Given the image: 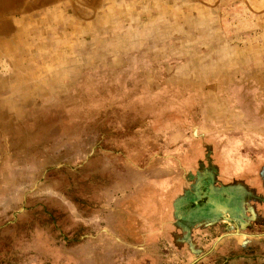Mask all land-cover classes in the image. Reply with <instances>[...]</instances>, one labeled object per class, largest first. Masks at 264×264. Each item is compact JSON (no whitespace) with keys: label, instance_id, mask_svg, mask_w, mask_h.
I'll list each match as a JSON object with an SVG mask.
<instances>
[{"label":"rangeland","instance_id":"obj_1","mask_svg":"<svg viewBox=\"0 0 264 264\" xmlns=\"http://www.w3.org/2000/svg\"><path fill=\"white\" fill-rule=\"evenodd\" d=\"M197 1L0 111V264H264V0Z\"/></svg>","mask_w":264,"mask_h":264},{"label":"crops","instance_id":"obj_2","mask_svg":"<svg viewBox=\"0 0 264 264\" xmlns=\"http://www.w3.org/2000/svg\"><path fill=\"white\" fill-rule=\"evenodd\" d=\"M189 3L187 0H0V111L22 109V102L36 93H31L34 87L58 86L63 78L60 74L66 72L67 78L79 71L76 65H80V59H88L87 44L100 43L103 50L126 48L122 52L125 54L143 53L142 37L153 34L156 24H166L168 30L179 25L180 30L185 26L183 22L191 19L185 14L188 9L204 6L197 0ZM176 6H180V14L162 18L164 9L171 11ZM117 12L133 17L128 21L131 30L127 28L129 17H114L112 13ZM140 12L144 13L143 19ZM133 27L146 31L142 34ZM63 43L65 46L61 48ZM259 186L260 192V183Z\"/></svg>","mask_w":264,"mask_h":264}]
</instances>
